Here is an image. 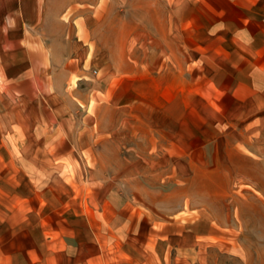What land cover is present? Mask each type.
I'll use <instances>...</instances> for the list:
<instances>
[{"label": "rangeland", "instance_id": "1", "mask_svg": "<svg viewBox=\"0 0 264 264\" xmlns=\"http://www.w3.org/2000/svg\"><path fill=\"white\" fill-rule=\"evenodd\" d=\"M218 2L0 0V48L7 50L8 65L14 50L40 52V65L57 75L56 83L45 78L42 91L52 92L64 115H87L99 140L112 134L109 143L119 154H107L108 163L135 166L139 175L143 157L151 162L145 178L153 192L146 202H133L149 216L138 219L134 236L172 244L170 264H264V80L258 97L231 98L204 81L225 75L204 54L207 41L199 47L186 38V55L177 56L161 39L167 22L170 31H180L178 6L192 19L194 9L218 10ZM101 13L108 21L101 32L130 21L119 66L95 33Z\"/></svg>", "mask_w": 264, "mask_h": 264}, {"label": "crops", "instance_id": "2", "mask_svg": "<svg viewBox=\"0 0 264 264\" xmlns=\"http://www.w3.org/2000/svg\"><path fill=\"white\" fill-rule=\"evenodd\" d=\"M220 1L218 10L194 9L192 19L185 18L184 5L178 6L180 31H170L167 22L161 39L177 56L186 55L181 47L186 38L199 47L207 41L204 54L225 74L206 77L207 86L227 90L234 99L258 97L259 87L264 89L259 84L264 80V0ZM11 53L12 66L7 50L0 48V264H170L172 244L134 236L138 219L149 214L133 202H146L153 192L146 187L152 184L145 178L151 169L146 155L139 175L135 166L108 163L107 154L118 153L109 143L112 134L99 140L87 115H64L52 92L42 91L45 78L56 83L57 75L51 66L40 65V52ZM195 73L197 78L200 71ZM91 154L96 160L90 167Z\"/></svg>", "mask_w": 264, "mask_h": 264}, {"label": "bare ground", "instance_id": "3", "mask_svg": "<svg viewBox=\"0 0 264 264\" xmlns=\"http://www.w3.org/2000/svg\"><path fill=\"white\" fill-rule=\"evenodd\" d=\"M97 29L95 30L96 35H99L102 45L107 46L110 51V55L117 63L121 65L124 61L125 52L127 49V44L130 40L131 24L129 20H122L120 22H113L112 26L106 30V32H101L108 21L105 16L101 13L96 16Z\"/></svg>", "mask_w": 264, "mask_h": 264}]
</instances>
